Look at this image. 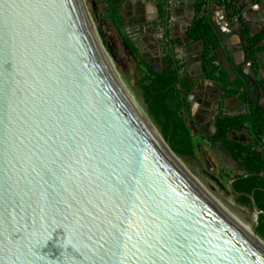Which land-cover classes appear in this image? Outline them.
Returning a JSON list of instances; mask_svg holds the SVG:
<instances>
[{"label": "water", "instance_id": "obj_1", "mask_svg": "<svg viewBox=\"0 0 264 264\" xmlns=\"http://www.w3.org/2000/svg\"><path fill=\"white\" fill-rule=\"evenodd\" d=\"M86 14L0 0V264H264L161 144ZM233 183L254 231L264 211Z\"/></svg>", "mask_w": 264, "mask_h": 264}, {"label": "trees", "instance_id": "obj_2", "mask_svg": "<svg viewBox=\"0 0 264 264\" xmlns=\"http://www.w3.org/2000/svg\"><path fill=\"white\" fill-rule=\"evenodd\" d=\"M105 1L110 2L108 13L116 29L120 31L124 24L119 12L123 0ZM149 1L155 5L158 19L162 23L161 25L165 26L168 13L167 0ZM215 3L225 8L229 19L238 18L243 27L241 38L247 45V59L252 63L255 73L259 67L257 54L264 50V45H261L264 41V26L259 33L251 35L249 25L245 22L239 8L234 4V0H216ZM164 37L166 54L164 61L168 67L166 72H158L150 67L141 57L135 44L129 38L125 39L126 47L136 63L139 73L137 88L141 92L145 113L150 118L148 119L152 121L164 142L177 157L193 158L196 154V147L194 136L185 116L186 109L189 113L190 108L187 98L193 94L200 80L213 82L219 89V98L215 103L214 132L205 136V140L212 149L216 145H221L240 171L243 168L246 169L245 175L236 174L231 179L234 180V188L238 193L253 194L258 207L264 211V155L259 153L257 147L264 138V108L260 105L259 93H256L254 99L250 98L248 92L243 88L246 85V80L242 77L230 80L228 73L221 65L218 55L220 37L212 22L205 0L195 1L192 21L186 31V38L192 44L200 43L202 46V74L199 78L193 81L188 80L189 76L183 60L174 53L171 41L166 36ZM182 45L181 40L176 41V47ZM230 97L237 98L246 104L247 112L228 115L225 112L224 100ZM141 111L143 110L141 109ZM246 125H249L250 135L253 138L252 144L237 142L228 137L230 130H242ZM235 201L253 212L252 201L249 197L245 195L235 197ZM254 233L257 236L253 235V241L264 249V215H260L258 224L254 226Z\"/></svg>", "mask_w": 264, "mask_h": 264}, {"label": "rangeland", "instance_id": "obj_3", "mask_svg": "<svg viewBox=\"0 0 264 264\" xmlns=\"http://www.w3.org/2000/svg\"><path fill=\"white\" fill-rule=\"evenodd\" d=\"M82 1L95 27L99 40L107 52L116 75L124 88L136 100L145 113L143 98L137 88L139 73L136 69V63L126 47L125 39L127 37L135 44L141 57L155 71L166 72L168 70L164 61L166 55L164 26L158 20L155 5L149 0H123V5L119 9V12L124 24L122 29L118 31L108 13V7L111 5L110 2L105 0ZM194 1L184 0L179 3H172V14L168 29L171 42L173 40H181L183 43L182 47L175 48V53L179 59L183 60L189 81L199 78L202 74V46L200 43L192 44L185 36L186 29L191 24ZM247 1L240 0L239 2L248 18L254 24L258 15L251 14V6H247ZM215 2L216 0H205L206 6L214 19L213 22L215 23L217 31L218 29L222 31V15ZM234 39V37H231L223 39L222 41L220 40V44H222L221 50H223L221 51V57L224 62V54L230 57L232 56L226 43L234 51L233 45L231 46L230 44ZM235 40L237 41V39ZM224 51L226 52L224 53ZM143 69L145 68L143 67ZM218 98L219 90L215 85L204 80H200L197 83L193 94L187 98V103L190 107L189 113L187 109L185 111L189 128L194 136L196 154L193 158H180L174 155V153L172 155L175 156L177 164L187 174H190V178L194 179L199 185L201 184L195 177L201 179L206 185H209L208 188L210 190L212 189L211 191L219 195L223 200L232 201L242 212L244 216L243 223L253 230V222L251 219L253 212L238 204L229 189L230 180L241 171L221 145H216L212 149L205 140V136L214 132L213 119L216 112L215 103ZM183 99H185L184 96ZM227 112L229 111L227 110ZM162 142L164 143V141ZM164 146L170 150L165 143ZM260 154L264 155L262 149L260 150ZM201 186L204 187L203 185Z\"/></svg>", "mask_w": 264, "mask_h": 264}, {"label": "crops", "instance_id": "obj_4", "mask_svg": "<svg viewBox=\"0 0 264 264\" xmlns=\"http://www.w3.org/2000/svg\"><path fill=\"white\" fill-rule=\"evenodd\" d=\"M181 1H184V0H169V14H170L169 22L168 24H166V21H165V26H164V35L168 39H169L168 29H169V23L171 20L170 16L172 14V3L173 2L179 3ZM239 1L240 0H234V4L239 8L245 22L249 25L250 34L255 35L259 33L264 26V0H248L247 1V6H251L250 8L251 14L258 15V17L256 18V22L254 24L252 23V20L248 18L244 8L240 5ZM167 5H168V0H167ZM216 6L218 7L222 15L221 16L222 31H219V29L217 31L219 32L218 35L220 37V40L222 41L223 39H227L231 37H234L235 39H237V41L234 39V41L232 40L231 41L232 43H230L231 46L233 45L232 47H234V51H232L230 45L226 43V46L228 47V49H230V53H232V56L230 57L227 54H224L226 52L224 51L223 54L225 57V62L222 60V57H221V51L223 50H221L222 44H220L218 55H219V60L221 62V65L228 73L230 80H236L240 77L244 78L246 80V85L243 87L244 90L248 92L249 97L252 99H254V97L256 96V93L258 92L260 105L264 108V50L260 51L257 54L259 67L257 71L254 73L253 68H252V63L250 62V60L247 59V45L241 38V32L243 30L242 25L240 24L237 17L229 19L227 17V12L224 7H220L217 4ZM210 15H211V12H210ZM211 19L213 22L214 19L212 15H211ZM213 24L215 25L214 22ZM185 36H186V32H185ZM176 41L178 40H173L171 42L172 43L171 46L173 47L174 53H175L174 47H176ZM261 45H264V41L262 42ZM204 81H208L211 84L215 85L213 82L209 80H204ZM256 84L257 85L259 84V86H256ZM224 105H225V112L228 115H239V114H244L247 112V105L243 104L237 98H234V97L226 98L224 100ZM227 110L229 112H227ZM228 137L234 141L245 143V144L253 143V138L251 137L250 131H249V125H246V127L242 130H238V129L230 130L228 132ZM257 147H258L259 153H260V150L262 149L263 154H264V138L262 139L261 142L258 143Z\"/></svg>", "mask_w": 264, "mask_h": 264}, {"label": "bare ground", "instance_id": "obj_5", "mask_svg": "<svg viewBox=\"0 0 264 264\" xmlns=\"http://www.w3.org/2000/svg\"><path fill=\"white\" fill-rule=\"evenodd\" d=\"M82 3H83V1H82ZM84 4V3H83ZM87 15V17H88V19H89V21H90V23H91V25H92V27H93V29H94V31H95V33H96V36H97V38H98V40H99V37H98V35H97V32H96V30H95V27H94V25H93V23H92V21H91V19H90V17H89V15L88 14H86ZM99 42H100V40H99ZM102 42H100V45H101V47H102V50H103V52H104V54H105V57H106V59H107V61H108V63H109V65H110V67H111V69L113 70V72H114V74L116 75V73H115V71H114V68H113V66L111 65V63H110V59H109V57H108V55H107V52H106V50L104 49V47L102 46V44H101ZM116 77L118 78V76L116 75ZM118 80L120 81V79L118 78ZM121 83V82H120ZM122 84V83H121ZM122 86H123V84H122ZM124 87V86H123ZM125 89V88H124ZM126 90V89H125ZM126 92L128 93V95L130 96V98L133 100V102L136 104V106L138 107V109L141 111V109L139 108V106H138V104L136 103V101H135V99L130 95V93L126 90ZM141 113L143 114V116L145 117V119L147 120V122H148V124L150 125V127L152 128V130L154 131V133H155V135L157 136V138L159 139V141L161 142V144L164 146V143L162 142V141H164L163 139H162V137L160 136V134L158 133V131L156 130V128L154 127V125L152 124V122L148 119V116L143 112V111H141ZM166 144V143H165ZM167 145V144H166ZM164 148L168 151V153L172 156V158L174 159V160H176V158H175V156H173L172 155V153L173 152H171L170 150H168L165 146H164ZM169 148V147H168ZM170 149V148H169ZM175 155V154H174ZM188 176L189 177H191L190 176V174H188ZM193 176L195 177V175L193 174ZM196 178V180L201 184V185H203L204 186V188L205 189H207L216 199H217V201L219 202V204L221 205V207L223 208V210L226 212V214L239 226V228H241L252 240H253V235H254V232H253V230L251 229V228H249V227H247L244 223H243V219H244V216H243V214H242V212L240 211V209H238L236 206H235V204L232 202V201H225V200H223L219 195H217L216 193H214V192H212L209 188H208V186L209 185H206L204 182H202V180L201 179H198L197 177H195ZM192 179V178H191ZM194 180V179H193ZM195 181V180H194ZM196 182V181H195ZM197 183V182H196ZM254 238H255V236H254ZM256 239V238H255ZM257 240V239H256ZM258 241V240H257Z\"/></svg>", "mask_w": 264, "mask_h": 264}]
</instances>
